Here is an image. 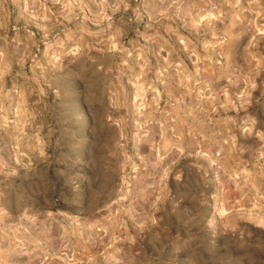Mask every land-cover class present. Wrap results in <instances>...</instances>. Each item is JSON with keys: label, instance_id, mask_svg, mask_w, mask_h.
<instances>
[{"label": "rangeland", "instance_id": "374dc122", "mask_svg": "<svg viewBox=\"0 0 264 264\" xmlns=\"http://www.w3.org/2000/svg\"><path fill=\"white\" fill-rule=\"evenodd\" d=\"M0 264H264V0H0Z\"/></svg>", "mask_w": 264, "mask_h": 264}]
</instances>
